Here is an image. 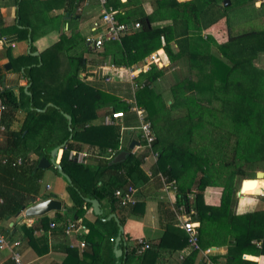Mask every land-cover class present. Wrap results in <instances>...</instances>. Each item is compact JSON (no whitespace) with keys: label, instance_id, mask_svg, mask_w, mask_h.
Listing matches in <instances>:
<instances>
[{"label":"trees","instance_id":"1","mask_svg":"<svg viewBox=\"0 0 264 264\" xmlns=\"http://www.w3.org/2000/svg\"><path fill=\"white\" fill-rule=\"evenodd\" d=\"M12 1L17 7L16 18L19 21L12 28L16 39L26 40L30 35L33 43L36 26L29 21L27 14L31 11L37 15L41 6L37 0ZM105 1L106 7H118L112 0ZM140 1L127 0L135 2V5ZM154 2L155 9L147 14L141 9L116 14L119 23L137 20L141 28L127 34L126 40L124 36L122 43H117L122 48L116 46L114 53L122 56L121 60L114 61L116 65L139 64L150 53L162 48L160 39L163 37L165 46L162 49L170 61L169 66L181 60L187 61L188 75L174 84L170 106L162 102L160 107L157 99L161 95L153 91L162 70L151 66L138 76V83L144 87L136 92L135 99L147 111L153 130L158 115L168 114L169 110L180 114L178 123L183 125L177 151L172 155H168L165 148H158L160 140L156 136L153 149L157 157L152 166L153 173L161 172L175 181L180 196L195 195L197 231L203 250L225 247V264H251L243 256H264V210L251 209L239 213L236 187L238 185L239 188V182L253 179L257 171L264 169V71L253 65L259 54L264 53V30L229 35L227 42L215 45L214 50L209 46L211 39L203 37V31L225 16L224 8H217L214 0ZM28 5L30 10L27 11ZM65 11L69 12L68 8ZM156 21H169L170 24L154 28L152 24ZM38 25L41 27L40 20ZM7 31L0 27L1 36L4 37ZM64 44V38H61L56 45L42 52L40 62L30 55L10 60L12 65L24 67L20 75L29 85L31 96L22 89L17 97L11 89H3L0 93L5 107L0 126L6 145L0 154V222L19 215L29 202L38 198L41 170H37L38 162L32 161L30 156L40 149L39 159H49L50 150L66 142L59 164L72 182V186L66 183L72 206L65 207L64 213H73V221H81L88 232L83 237L81 256L76 250L66 249V257L61 264H113L112 249L118 226L114 220L105 219L109 213L119 214L113 208L116 206L113 197L116 190L127 187L129 182L135 186L148 181L140 169L148 152L134 155L131 144L118 150L120 126L105 125L99 111L112 105L113 111L126 115L129 106L79 78L86 66L83 53L78 56L67 54V72L64 75L56 72L58 60L55 56L72 47L70 44L64 48ZM86 44L90 48V44ZM31 51L36 49L31 46ZM48 103L54 106L46 107ZM45 107V112H37V109ZM19 112L24 113V118L19 129L14 131L11 127ZM64 114L71 117V133ZM140 145H143L141 140ZM108 149L116 151L111 159H108ZM124 152L125 159L114 162ZM72 153L75 155L71 156ZM78 154H85L84 158L88 155L94 163L76 161ZM18 158L21 159L20 164L16 163ZM133 172L144 178L138 181ZM252 185L245 186L242 193L264 194V182ZM208 188L220 192L216 204H207L205 192ZM84 199H96L103 208L106 202L110 205L109 213L104 212L102 219L96 217L94 222L86 221L85 214L91 210V205ZM237 202L239 207L235 206ZM61 216V213H56L52 220L42 217L28 228L23 226V230L32 239L34 232L46 230L51 224L54 228L58 223L65 226ZM119 222L124 227L125 220L120 216ZM60 229V232L64 231L62 227ZM164 229L163 238L150 245L151 248L142 255L136 253V246L129 249L130 239L123 234L126 245L122 249L127 252L121 264H127L131 259L134 264H150L146 255L154 254L155 248H161L164 237L173 230L171 225ZM184 241L187 244L186 235ZM210 259L215 264L216 258Z\"/></svg>","mask_w":264,"mask_h":264},{"label":"crops","instance_id":"2","mask_svg":"<svg viewBox=\"0 0 264 264\" xmlns=\"http://www.w3.org/2000/svg\"><path fill=\"white\" fill-rule=\"evenodd\" d=\"M29 1L31 2V0ZM37 1L41 6L37 9V15L31 13V11V14H27V16L30 17L29 21L34 26H36V38L35 41L31 43L30 35L27 36L26 40L16 39L17 35L12 28L16 26L19 21L16 18L17 7L15 6L14 2L12 0H0V27L5 30L8 29L4 37L0 35V87L2 89H11L16 97L20 96L21 89L27 96H31V93L29 92V85L26 84L24 78L20 75V73L23 72L24 67H20V65H12L10 60L27 55L35 58L36 56L32 55L35 52H37L40 56L42 52L50 49L60 42L61 38H64V48H67L69 41H71L72 47L70 46L71 48L67 50L68 53L63 49V54H68L69 56H78L80 53H83L86 66L85 70L80 72L79 78L83 81L92 83L95 87L106 91L113 97L119 99L129 106L128 113L126 115L124 114V118L119 121L121 133L119 145L122 146L121 148L123 149L127 145L129 146V144H133L134 147L139 146V131L137 130V127H133L136 124L138 126L136 115L130 112V105L128 104L129 100L125 99L128 97V94L130 96L131 93L129 91L130 86L128 83V77L123 67L141 66L143 60L140 61L139 64L135 63L131 65H116L114 61L121 60L122 58V56L114 55L116 46L118 47L119 43L117 44V42L105 41L100 49H94L92 45H90V48H88L86 44L88 42L86 39H98L99 37H103L105 35V26L101 21V11L104 7H109L107 9H112L115 12V16L117 13L124 14L131 9H141L145 14H147L155 9L156 5L154 0H139L140 2H137L136 5L134 4L135 2L129 3L127 0H112L114 4L118 6L117 8H112L110 6L103 7L99 0ZM176 1L183 3L191 0ZM214 2L217 8L225 9V16L223 18H219L214 24L208 26L203 31V37H209L211 39V43H209L211 49L216 50L215 45H220L227 42L229 35L236 36L241 33L264 30V6L258 4L256 0H214ZM225 3L228 4L225 5ZM29 5L28 8L30 10ZM200 5L204 6L205 4ZM66 8H68L69 12L65 11ZM38 20L41 21V27L38 25ZM131 21L132 22L130 23L138 22L137 20ZM169 24V21H156L152 24V27L158 28L167 26ZM1 38H5L7 42L11 43L12 45L9 46L7 44L1 43ZM124 38L123 39L126 40L127 36ZM82 40L84 42H81ZM122 41L120 43H122ZM31 46L36 49L35 52L31 51ZM119 48L122 47L119 46ZM158 51L160 52V50H156L154 52ZM161 57L168 66L162 70L163 74L161 78H159L155 83L153 91H155L156 94L159 93L160 95L163 93H169L170 99H172L171 91L173 90L174 84L182 77L188 75L187 61L181 60L177 62L176 65L169 66L170 61L165 53H162ZM65 60L66 67H64L62 71V75L67 72V56H65ZM261 61L264 63V53L259 54L253 65L261 71H264V67H258ZM33 65L34 63L32 66ZM111 65L114 66V68H111ZM100 71H102V73L104 72L105 75L108 74V76L105 78V82L108 84L110 83L109 89L107 90L102 89L104 87L100 88V86L96 83L95 78ZM123 87L124 93L127 94L124 97L122 94ZM121 89L122 92L120 91ZM28 93L30 95H28ZM131 100L132 96L130 101ZM135 101L137 103L136 99ZM164 101H166V99ZM164 103L170 105L171 102L168 100ZM49 104L52 103H48L46 107ZM46 107L43 110H46ZM140 107L143 108L142 106ZM104 109L105 110L102 114L104 119L110 114V112H121L118 110L113 111L112 105H108ZM38 110L40 109H37V112ZM20 116L22 117L20 118ZM22 118H24V113L19 112L17 115V121L14 122L11 127L12 130L17 131L19 129L22 122L21 120H23ZM19 121L20 123H18ZM4 141L5 134H3V130H0V154L1 151L5 150L6 147V145H4ZM40 151L41 150L39 149L33 153L30 156V159L39 163V160L41 159H39ZM61 154L62 151H59L57 160H60ZM149 159L145 161L142 167H140L142 174L148 178V181L143 185L136 184L135 186L129 182L138 191L136 197L137 206L135 208L122 210L117 205V203L116 206L113 205V208L118 211V215L125 220V225L123 227L124 234H126L130 239V242H128L127 246L129 249L134 248L136 241L139 239L145 240L152 246L153 244L158 243L161 238H163L165 226L171 225L173 230L170 231V235L168 234L167 237H164L162 242L164 245L159 249L155 248L154 254L151 253V255H146V260L150 264H154V262L156 264H203L202 255L199 253H192L188 249L187 244H185L184 241V236L186 234L176 225L172 213L171 203L162 197V193L160 191L161 183L159 180V175L165 177L169 181L173 180L163 175L161 172L154 174V167L152 166L155 162L152 161L151 165H148ZM261 171L264 172V169ZM135 175L138 181L144 178L139 173L133 172L134 177ZM38 184V198L29 202L27 207L31 206L37 201L55 198L56 200L61 201L63 204V209L59 213H61V217H63L65 226L61 223H58L54 228L56 231L50 227H47L46 230L36 231L34 232L33 238L31 239L27 236L26 231L23 230V226L28 228L33 224H36L40 218L27 219L22 216L23 211H21L19 215L11 217L8 220L1 221L0 235H3L8 239L11 248L0 250V264H15L11 258V251L18 252L22 264H61L66 257V249L76 250L79 256H81L83 252V248L80 247V244L83 243V237L87 234L88 229L87 227L83 226L81 221H73V213H64L65 207L72 206L71 199L66 191V182L55 172V170L49 167L47 169L41 170V179L39 180ZM244 195L248 196L250 194ZM251 196L254 197L256 195L252 194ZM239 200L242 204L244 197H239ZM252 204L253 209H258L256 207L258 205L254 204L253 202ZM102 210L103 214L104 212L109 213L110 205L104 202V208L102 207ZM55 215L56 213H50L46 217H48L49 220H52ZM108 215H110V213ZM115 215L119 219V216L117 214ZM95 218L96 217L93 215L92 210L86 212V221L94 222ZM68 225H73L74 230L70 235L67 236L65 234V229ZM59 227H62L64 231L60 232L61 229L58 230ZM14 243H19V246H13L12 244ZM208 249L211 250V258H216V261L214 262L215 264H225V247H210ZM156 257H158L157 262L155 261ZM181 257L184 258L180 260ZM244 257L252 259L251 261L246 259L251 264H254L252 262L254 260L258 261L259 264H264V256L262 255H245L243 256V259L245 260ZM127 264H134L133 259H131Z\"/></svg>","mask_w":264,"mask_h":264},{"label":"built area","instance_id":"3","mask_svg":"<svg viewBox=\"0 0 264 264\" xmlns=\"http://www.w3.org/2000/svg\"><path fill=\"white\" fill-rule=\"evenodd\" d=\"M101 5L105 6V0H99ZM256 2L260 5L264 6V0H256ZM101 21L105 26L106 33L103 37H99L98 39H87V42L92 45L94 49H100L104 42H117L120 43L121 39L127 34L138 31L141 28L140 23H119L116 20L115 12L112 9L103 8L101 11ZM161 47L165 46V40L163 37L160 39ZM1 43L7 44L11 46V43H8L5 38H1ZM159 49L160 52H154L150 54L148 57L143 59L141 66H129L123 67L124 71L128 77L129 89L132 96V100L128 102L130 105V112L136 115L137 119V130L139 131V138L142 141L143 145L136 146L132 149V154H138L143 151H147L148 155L145 158L147 161L149 158H152L154 162H156L157 154L154 152L153 144L156 141V134L153 130V127L148 120V114L145 109L141 108L137 105L135 101V94L138 90L144 87L143 84L138 83V76L142 73L147 72L151 66H155L159 70H164L168 65L162 59L161 54L163 49ZM162 52V53H161ZM114 68V66H110ZM2 88L0 87V93L2 92ZM5 110V107L2 103V99L0 96V118ZM124 118L123 112H110L104 119L105 125H119V121ZM0 130L3 128L0 126ZM122 146L119 145L118 150H121ZM108 159L113 158L116 155V151H112L108 149ZM75 154L72 153L71 156ZM85 154H78L76 156V160L78 162H82ZM17 164L21 163V159L18 158L16 161ZM159 180L161 183L160 191L162 193V197L165 198L168 202L171 203L172 213L176 222V225L182 229L187 237V247L192 253H199L204 257L203 262L205 264H213L211 261V250L206 249L203 250L199 244V235L197 231V212L195 209V196L190 194L186 197H182L178 194V188L175 181H169L165 177L159 175ZM137 189L129 184L126 188L118 189L114 192L113 197L117 205L121 208H129L135 207L137 205ZM1 203V200H0ZM50 228H54V225L51 224ZM73 232V225H68L65 229V234L68 236ZM13 246H19V243L12 244ZM259 247V244L256 243ZM136 253L138 255L144 254L147 250L151 248L150 244L143 239H139L135 243ZM80 247H84V244L81 243ZM11 246L9 244L8 239L0 235V250L2 249H10ZM11 258L15 264H22L20 261V255L16 251H11ZM184 257H181L182 260ZM245 260H252L248 257H244ZM254 264H259L258 261H252Z\"/></svg>","mask_w":264,"mask_h":264},{"label":"water","instance_id":"4","mask_svg":"<svg viewBox=\"0 0 264 264\" xmlns=\"http://www.w3.org/2000/svg\"><path fill=\"white\" fill-rule=\"evenodd\" d=\"M228 3H225V5H227ZM30 43V41H29ZM32 55L36 56L39 61H40V56L37 52L33 53ZM28 95H30L28 93ZM48 106H53L52 104H49ZM47 106V107H48ZM45 110H38V112H44ZM65 119L67 120V126H68V131L71 133V117L69 115L64 114ZM72 136H69V139ZM66 142L56 146L54 148H52L50 150V158L49 159H45V158H41L39 160V163L37 165V169L38 170H44L47 169L49 167H53L54 169H56L58 175L63 178L66 183L70 186H72V182L71 179L69 178L68 175H66L61 167V165L59 164V160H57V156H58V152L61 151L64 146H65ZM134 145H130V149H133ZM126 157V153H121L119 154L115 159L114 162H120L122 160H124ZM263 183L264 182V173L263 172H257L255 174V178L254 179H247V180H243L239 189V192L237 194L238 197L242 198L243 196H245L242 191L244 190L245 186L251 185L254 186L255 183ZM251 186V187H252ZM256 196L254 197H264V194H255ZM84 201L86 203H89L91 205V210L92 213L95 217L102 219L103 217V210L101 209V205L100 203L96 200V199H84ZM63 209V204L61 201L56 200L55 198H49V199H44L41 201H37L35 203H33L31 206L27 207V208H23V217L27 218V219H33V218H42L47 216L50 213H59L61 212ZM21 218V217H20ZM114 220L118 226V233L116 234L115 238H114V244H113V256H114V263L113 264H121V260L123 259L124 255L126 254V251L122 249V246H125L126 244L123 241V234H124V228L121 226L119 219L117 218V216L115 214H110L106 217L105 221H111Z\"/></svg>","mask_w":264,"mask_h":264},{"label":"rangeland","instance_id":"5","mask_svg":"<svg viewBox=\"0 0 264 264\" xmlns=\"http://www.w3.org/2000/svg\"><path fill=\"white\" fill-rule=\"evenodd\" d=\"M154 3V2H153ZM154 5V4H153ZM29 9H27L28 11ZM31 14V13H30ZM87 40V39H86ZM71 44V41H69V44H67L68 46ZM65 46V44H64ZM67 46V47H68ZM65 54H63L62 52L61 53H58L55 58H57L58 60V68H57V71L59 75H62V71L64 69V67H66V60H65ZM256 67V66H255ZM259 68H262L264 67V63L261 61L259 66ZM108 76L105 75V73L102 71L98 72V74L96 75V83L97 85L100 86V88L102 89H109V85L110 83L108 84L107 82H105V78ZM179 81V80H178ZM127 83V82H126ZM123 89V97L126 96L127 94L124 93V87L122 88ZM122 89L120 90L122 92ZM130 91V90H129ZM159 94V93H158ZM160 96V95H159ZM169 97V98H168ZM162 98V99H161ZM126 100H129L131 99V95L129 96L128 94V97L125 98ZM166 99V101H172V99H170V95L169 93H163L158 99H157V104L161 107L162 105V101H164ZM128 101V102H129ZM164 101V102H166ZM170 106V105H168ZM104 108L101 109L99 111V114L102 116L103 112H104ZM168 112V111H167ZM22 116H20L21 118ZM158 119H156L155 121V126H154V129H155V134L156 136H158L159 140H160V143L158 145V148L161 149V148H165L166 150H168L167 154L168 155H172L175 153V151H177V147L176 145L179 143V132L182 130L181 127L183 126L182 124L178 123L179 118H180V114L177 113V111H173V110H169V113L168 114H159ZM23 119V118H22ZM22 121V120H21ZM20 123V121L18 122ZM77 161V160H76ZM151 161V162H150ZM152 158L149 159V163L148 165H151L152 163ZM82 162H86V163H94V161L87 155L86 158L82 159ZM262 172V171H260ZM264 173V172H263ZM256 174V173H255ZM255 178V177H254ZM253 178V179H254ZM240 185H239V188L241 186V183L242 182H239ZM239 188H238V185L236 187V196L239 192ZM254 194H262V193H254ZM194 195V194H192ZM219 195H220V192L218 191V189H212V188H208L205 192V196L207 197L206 199V202L208 204H216L218 202V198H219ZM252 194L250 195H246V196H243L244 197V201L242 202H239L241 204V207L239 209V213H244L246 210H251L253 209V204H256L258 206H256L258 209L257 210H264V197H259V198H254L253 196H251ZM195 196V195H194ZM242 197V198H243ZM236 207H239V204L237 202V204L235 205ZM256 209V208H254ZM74 230V228H73ZM202 249V248H201ZM212 254V253H211ZM210 254V255H211ZM203 257V256H202ZM204 259V257H203Z\"/></svg>","mask_w":264,"mask_h":264}]
</instances>
